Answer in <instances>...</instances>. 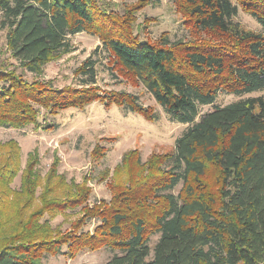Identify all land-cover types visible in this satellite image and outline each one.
<instances>
[{
  "label": "trees",
  "instance_id": "16d2710c",
  "mask_svg": "<svg viewBox=\"0 0 264 264\" xmlns=\"http://www.w3.org/2000/svg\"><path fill=\"white\" fill-rule=\"evenodd\" d=\"M174 2L195 34L207 36L141 39L132 32L134 9L119 20L98 0H0V28L14 60L0 67V126L38 127L42 112L95 100L157 118L130 93H100L89 58L76 70L84 77L79 87L39 79L46 63L72 52L70 36L79 32L98 35L109 57L169 119L187 124L171 152L152 153L144 162L137 150L125 152L111 198L93 206L85 182L67 181L56 163L41 177L34 158L12 188L19 147L0 141V264H42L45 255L58 254L73 259L103 247L119 251L104 264H264V98L201 113L220 92L264 90V34L234 20L242 9L264 27V0ZM75 208L82 215L69 228L50 224ZM92 218L93 229H84ZM153 235L158 239L151 253Z\"/></svg>",
  "mask_w": 264,
  "mask_h": 264
},
{
  "label": "rangeland",
  "instance_id": "374dc122",
  "mask_svg": "<svg viewBox=\"0 0 264 264\" xmlns=\"http://www.w3.org/2000/svg\"><path fill=\"white\" fill-rule=\"evenodd\" d=\"M98 1L107 13L115 14L119 20L127 14V10L134 9L132 32L141 39L155 42L166 35L172 42L207 36L195 34L194 29L186 24L184 14L174 0ZM234 20L246 29L264 34V27L242 9L238 10ZM70 42L74 47L72 52L46 63L40 80H50L57 88L79 87L84 77L77 74L76 70L89 58L95 62L94 86L100 93H130L139 104L154 111L157 118L150 120L118 104L111 102L105 105L103 101L95 100L83 108L69 107L51 115H42V112L38 118L42 125L38 127L33 124L22 128L0 126V141L13 140L19 147L20 171L11 183L12 188H18L22 170L34 158L35 168L41 177L56 163L57 174H63L67 181L85 182L90 189L88 205L93 206L111 198L110 183L114 181L115 169L121 165L125 152L137 150L142 162L152 153L171 152L175 139L186 129L187 124L171 121L146 88L121 68L113 57H109L98 35L79 32L70 36ZM8 63H14V60L6 49L5 30L0 28V67ZM26 77L31 79V74L26 73ZM255 96L264 98V90L242 95L220 92L212 105L201 107V113ZM46 124L49 126L44 128ZM180 187L179 183L173 193L176 194ZM81 215L82 211L78 208L68 209L56 214L50 224L65 230ZM96 222L97 219H90L84 229L91 231ZM157 239L158 235L150 238L151 253ZM114 254H119V251L103 247L82 251L73 259H66L61 254L45 255L42 264H104Z\"/></svg>",
  "mask_w": 264,
  "mask_h": 264
}]
</instances>
